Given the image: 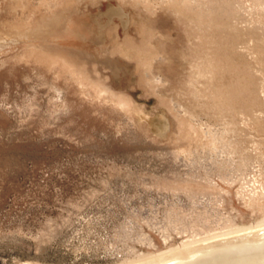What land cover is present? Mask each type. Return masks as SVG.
<instances>
[{
	"label": "rangeland",
	"instance_id": "1",
	"mask_svg": "<svg viewBox=\"0 0 264 264\" xmlns=\"http://www.w3.org/2000/svg\"><path fill=\"white\" fill-rule=\"evenodd\" d=\"M220 1L207 27L0 0V264H154L264 228V0Z\"/></svg>",
	"mask_w": 264,
	"mask_h": 264
},
{
	"label": "bare ground",
	"instance_id": "2",
	"mask_svg": "<svg viewBox=\"0 0 264 264\" xmlns=\"http://www.w3.org/2000/svg\"><path fill=\"white\" fill-rule=\"evenodd\" d=\"M132 1L151 7L164 5L176 12H181L182 6L189 7L192 10L191 19L207 27H216L220 24L225 8L220 0ZM234 235L207 243L204 249L192 253L185 252L177 258L154 264H264V228Z\"/></svg>",
	"mask_w": 264,
	"mask_h": 264
}]
</instances>
